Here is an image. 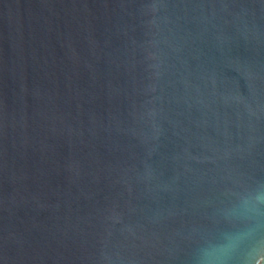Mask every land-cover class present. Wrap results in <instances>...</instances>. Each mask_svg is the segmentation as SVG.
Returning a JSON list of instances; mask_svg holds the SVG:
<instances>
[{
	"label": "water",
	"instance_id": "water-1",
	"mask_svg": "<svg viewBox=\"0 0 264 264\" xmlns=\"http://www.w3.org/2000/svg\"><path fill=\"white\" fill-rule=\"evenodd\" d=\"M0 264H264V0H0Z\"/></svg>",
	"mask_w": 264,
	"mask_h": 264
}]
</instances>
